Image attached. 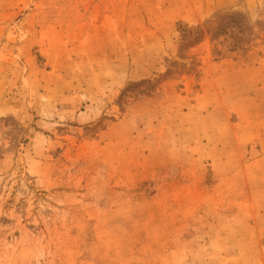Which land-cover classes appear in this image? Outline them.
Instances as JSON below:
<instances>
[{
    "label": "rangeland",
    "instance_id": "obj_1",
    "mask_svg": "<svg viewBox=\"0 0 264 264\" xmlns=\"http://www.w3.org/2000/svg\"><path fill=\"white\" fill-rule=\"evenodd\" d=\"M0 264H264V0H0Z\"/></svg>",
    "mask_w": 264,
    "mask_h": 264
}]
</instances>
